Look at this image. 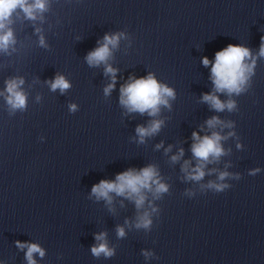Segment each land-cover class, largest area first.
<instances>
[{
  "label": "clouds",
  "instance_id": "clouds-1",
  "mask_svg": "<svg viewBox=\"0 0 264 264\" xmlns=\"http://www.w3.org/2000/svg\"><path fill=\"white\" fill-rule=\"evenodd\" d=\"M47 7L48 0H0V51L7 52L15 44L14 32L10 27L14 13L18 10L22 11L26 19L35 21L40 17V14L47 10ZM36 31L39 32L40 29H36ZM123 36V33L106 34L103 37V42H98L99 46L90 51L85 57L89 66L104 64L106 66L105 74H111L112 83L105 87V95L111 93L115 87L116 79V69H113L108 64V60L111 57L112 49L118 46ZM261 39L262 43L259 55L264 57V37ZM40 45L46 46L43 36L40 37ZM249 59L252 60V63H247ZM202 63L205 67L211 64V79L215 87V92H226L231 96L232 94L239 95L246 90V85L255 66V59L252 58L249 48L229 44L227 47L215 53L214 62L210 61L207 57H203ZM48 83L52 91L59 90L62 94L71 87L70 82L63 75H57ZM23 84V78L17 77L9 79L6 81L5 92L0 93V95H5V100L13 111L26 108L27 95L23 91ZM120 93V103L129 112H139L141 114L147 112L152 117H155L159 113L160 106L170 107L169 99L175 98L173 89L160 83L151 73L146 77L131 79L129 83L121 87ZM202 100L216 111H224L225 109L232 111L236 108V102L234 100L221 101L215 93L203 94ZM69 108L70 111H76L75 104L70 105ZM162 123L163 121L161 120H152L147 127L138 126L136 132L140 142H143L145 137L157 133ZM222 123L217 117H212L206 121L210 129ZM226 126L231 127L232 125L228 124ZM228 135L231 136L234 133L230 132ZM192 137L195 142L191 147V151L198 163L189 171V162L185 161L182 170L187 173V179L199 182L206 174L204 171L205 165L214 160H218L225 154L221 140L226 139V137L221 136L216 131H213L211 135H205L203 137L193 132ZM157 147H160V145ZM168 150L170 149L166 151ZM182 155L183 149L180 150L178 155L172 156V160L176 161ZM259 171L260 169L258 168L253 169L249 174L255 175ZM230 175L226 171L220 172L218 180L221 182L210 181L207 184V188L212 189L216 193L225 191L231 186L223 183V181ZM234 178L239 179V174H236ZM91 191L92 195L98 200L104 199L109 204L112 201L110 193L133 199L136 207L139 209L145 204L146 191L152 192L156 198H159L160 194L168 191V186L161 182L157 169L149 165L139 171L129 169L119 173L115 180H101L98 184L93 185ZM152 211L154 212L156 209L153 208ZM151 224V214L145 211L142 215L138 216L136 227L148 229ZM117 234L119 237H123L125 235L124 228L118 227ZM95 239L99 243L91 248L93 256L100 257L103 255L109 258L115 254V250L108 246L106 233L96 234ZM16 245L20 249H27L25 253L27 264H36V260L33 258L34 254H39L40 257L45 255L44 250L38 244L16 241ZM144 255L148 257L150 253L144 252Z\"/></svg>",
  "mask_w": 264,
  "mask_h": 264
}]
</instances>
